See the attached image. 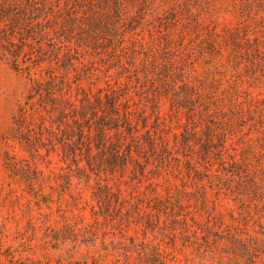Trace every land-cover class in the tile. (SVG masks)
<instances>
[{
    "label": "trees",
    "instance_id": "1",
    "mask_svg": "<svg viewBox=\"0 0 264 264\" xmlns=\"http://www.w3.org/2000/svg\"><path fill=\"white\" fill-rule=\"evenodd\" d=\"M179 13L148 0H0V61L29 85L5 140L29 160L5 153V170L25 187L32 240L42 230L40 246L61 252L59 264H185L160 250L168 240L249 264L264 252V229L260 238L246 229L249 204L264 209V98L235 77L246 57L264 69V39L191 13L175 34ZM109 52L124 74L116 79L99 66ZM131 74L143 80L137 101ZM209 191L234 203L229 221ZM100 218L140 226L142 239L119 229L107 245ZM34 250L0 241V264H47Z\"/></svg>",
    "mask_w": 264,
    "mask_h": 264
},
{
    "label": "rangeland",
    "instance_id": "2",
    "mask_svg": "<svg viewBox=\"0 0 264 264\" xmlns=\"http://www.w3.org/2000/svg\"><path fill=\"white\" fill-rule=\"evenodd\" d=\"M154 7L162 5L165 9H170L171 7H176V10L180 12L178 16L177 28L175 34L180 32L182 23H186L191 13L193 16H201L204 21L207 23L210 19L214 21L217 20L218 29L230 30L233 27L245 28L249 27L251 30H256L260 32V36L264 39V0H148ZM142 0H138V3H141ZM252 38L251 36H249ZM201 55L202 51H196ZM208 52V51H203ZM224 55V58L227 57V54L230 51H221ZM156 56H161L157 54ZM209 56H206L208 58ZM88 58V56H87ZM123 58V61L126 67L132 65L133 59L136 57ZM114 55L109 52L105 57L104 61L99 65L103 73L110 75L112 79H116L118 75H124L122 72H119L116 76L115 71V60ZM246 62L239 66L236 70L238 73H235L237 79H242V90L247 94H251L256 97L259 96L264 98V69L260 65L250 64L251 58L246 57ZM199 61L200 67H203L206 61H203L201 58H197ZM225 63V62H224ZM140 65V64H138ZM44 69L48 67V64L45 63L42 66ZM198 68V67H197ZM138 72L142 73L141 70ZM230 74L234 73L230 70ZM135 74L130 75V80L128 85H130L131 96L137 101V98L133 94L138 89V84L142 83L135 79ZM123 82L125 81L122 78ZM82 87L86 88V84L83 83ZM143 86V84H142ZM28 82L25 79H20L9 67L2 61H0V241L4 244V248L9 247L19 248L22 244L34 248L36 255L34 258L40 259L42 262L47 264H59V257L61 252L53 251L50 248L45 250L40 246V240L43 236L42 230H37L35 233V239L32 240V235L28 232V216H27V200L28 197L24 193L25 187L22 184H19L10 179L8 173L5 170V153H9L11 156H14L17 160L27 159L29 156L24 153L19 146L7 141L9 138V129L11 127V118L13 111L15 110L18 103H22L25 99ZM99 87H103L102 84H99ZM148 92V91H147ZM74 93V92H73ZM168 105L166 104L163 109V113H169L167 109ZM51 164L50 169L57 170L61 164L58 162L56 156L49 158ZM264 165V160H262ZM39 169H43V166H38ZM149 170V168H148ZM170 182L173 185L180 186L178 181H174L170 178ZM75 184V182H73ZM123 187L122 189H125ZM143 189V187H142ZM188 191H191L190 188H187ZM48 191V190H46ZM73 192H77V189H73ZM211 201H213L218 210L225 213L226 221H229V212L234 209L236 212L234 203L225 197L223 194L215 195L213 192L209 191L208 195ZM82 197L84 200L89 202V205L94 206L90 202V191H83ZM68 199V196H65ZM255 203L249 204L250 214L248 216V224L246 229L249 234L253 237H259L258 233L261 231L260 226L264 229V209H260V206L255 207ZM33 206V205H32ZM54 209V207H53ZM94 209L97 211V207L94 206ZM258 209V210H257ZM229 210V212H228ZM38 212L36 209H33L31 216L34 218V222H37ZM82 216L85 219V222L92 221V214L90 207L86 209ZM237 221L234 223L235 226L244 228L242 221L238 219L235 214ZM100 221L103 222L102 231L106 234V244L108 245L109 240L111 239V234L114 233L118 237V230L122 229V233L126 237H135L142 239V228L140 226L131 225L126 228V226L118 227V224L108 223L105 224L102 218ZM151 240L150 234H147V241ZM127 242V241H126ZM167 245L160 244V250L166 251L177 260L185 264H249L246 258L234 260L230 259L227 255L218 253L214 258L211 257H201L196 249L184 248V244L181 240H176L173 244L170 240L166 241ZM172 245H175L172 247ZM259 249L260 243L258 242ZM96 245V249H98ZM85 249L82 248L80 252L84 254ZM263 251V250H261ZM260 260L257 264H264V252H261ZM83 259L80 255H75L74 260ZM64 260V259H62ZM240 261V262H239Z\"/></svg>",
    "mask_w": 264,
    "mask_h": 264
}]
</instances>
